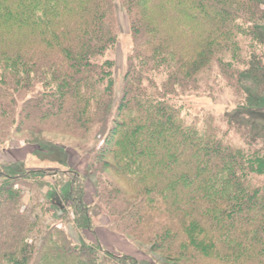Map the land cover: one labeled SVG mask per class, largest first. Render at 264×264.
<instances>
[{"label": "trees", "instance_id": "1", "mask_svg": "<svg viewBox=\"0 0 264 264\" xmlns=\"http://www.w3.org/2000/svg\"><path fill=\"white\" fill-rule=\"evenodd\" d=\"M118 5L133 44L117 99ZM250 81L264 93V0H0V151L92 137L96 183L89 203L86 173L0 159V264H264ZM218 87L248 104L188 121ZM98 216L143 254L75 243L68 227Z\"/></svg>", "mask_w": 264, "mask_h": 264}, {"label": "rangeland", "instance_id": "2", "mask_svg": "<svg viewBox=\"0 0 264 264\" xmlns=\"http://www.w3.org/2000/svg\"><path fill=\"white\" fill-rule=\"evenodd\" d=\"M117 17L119 22V35L116 45L107 53V58L114 64V77L116 83V98L118 99L124 80V75L127 70L128 58L131 53L133 44L129 19L124 8L118 5ZM252 82L247 83L244 87L251 95H255L256 99L250 100V104H256L255 116L257 120L264 122V93L257 95L254 87H251ZM219 91L215 97H208L205 94L191 96L185 105L184 115L188 121L201 120L207 115H211L216 119L222 120L225 114H233L235 117V110L245 101L246 97H236L233 93L225 88L223 91L218 87ZM221 90V91H220ZM259 113V111H261ZM244 117V115L242 116ZM249 117V116H245ZM227 129V124L223 125ZM229 126V124H228ZM236 128V127H233ZM233 136V134H232ZM236 141L238 137L236 136ZM45 140H51L53 143L46 142L43 146L40 145H26L21 149H5L0 151V159L11 164L14 167L11 172L16 173V169H39V170H58L69 171L75 170L86 173L87 177V191L88 202L92 200L95 194L96 183L90 174L89 152L87 148H92V137L84 142H78L63 136L47 135ZM102 141L97 142L99 146ZM94 147V146H93ZM89 148V149H90ZM18 167V168H17ZM49 180V179H47ZM51 182V180H49ZM99 217V216H98ZM70 237L75 243L85 245H100L108 251L115 254H126L133 257H140L141 251L131 243V241L112 230L107 220L100 216L95 218V229L92 233L84 232L78 234L72 226L67 229Z\"/></svg>", "mask_w": 264, "mask_h": 264}, {"label": "crops", "instance_id": "3", "mask_svg": "<svg viewBox=\"0 0 264 264\" xmlns=\"http://www.w3.org/2000/svg\"><path fill=\"white\" fill-rule=\"evenodd\" d=\"M138 258H139V256H138Z\"/></svg>", "mask_w": 264, "mask_h": 264}]
</instances>
